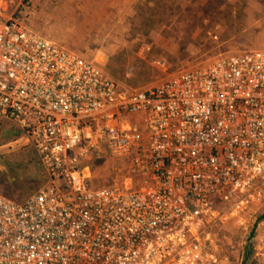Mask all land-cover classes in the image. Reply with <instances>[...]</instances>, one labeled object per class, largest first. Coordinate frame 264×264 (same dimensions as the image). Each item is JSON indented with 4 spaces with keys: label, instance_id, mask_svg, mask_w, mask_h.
Instances as JSON below:
<instances>
[{
    "label": "built area",
    "instance_id": "built-area-1",
    "mask_svg": "<svg viewBox=\"0 0 264 264\" xmlns=\"http://www.w3.org/2000/svg\"><path fill=\"white\" fill-rule=\"evenodd\" d=\"M0 120L48 179L24 201L0 193V264H261L215 229L264 226V49L138 89L10 18ZM95 153L128 160L145 184L95 186Z\"/></svg>",
    "mask_w": 264,
    "mask_h": 264
},
{
    "label": "rangeland",
    "instance_id": "rangeland-1",
    "mask_svg": "<svg viewBox=\"0 0 264 264\" xmlns=\"http://www.w3.org/2000/svg\"><path fill=\"white\" fill-rule=\"evenodd\" d=\"M10 18L95 62L121 84L146 89L224 55L264 49V0H0ZM94 185L145 184L131 162L95 153ZM48 182L36 152L12 121L0 120V193L24 201ZM221 245L264 252V226L216 227ZM250 252V253H249Z\"/></svg>",
    "mask_w": 264,
    "mask_h": 264
},
{
    "label": "trees",
    "instance_id": "trees-1",
    "mask_svg": "<svg viewBox=\"0 0 264 264\" xmlns=\"http://www.w3.org/2000/svg\"><path fill=\"white\" fill-rule=\"evenodd\" d=\"M261 218H264V215H263ZM249 253H250V252H249ZM249 257H250V254L247 255V258H248V259H249Z\"/></svg>",
    "mask_w": 264,
    "mask_h": 264
},
{
    "label": "crops",
    "instance_id": "crops-1",
    "mask_svg": "<svg viewBox=\"0 0 264 264\" xmlns=\"http://www.w3.org/2000/svg\"><path fill=\"white\" fill-rule=\"evenodd\" d=\"M263 258H264V255H263ZM260 261H261V259H260Z\"/></svg>",
    "mask_w": 264,
    "mask_h": 264
}]
</instances>
